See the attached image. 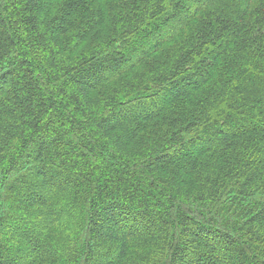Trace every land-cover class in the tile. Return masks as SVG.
I'll return each mask as SVG.
<instances>
[{"label":"trees","instance_id":"trees-1","mask_svg":"<svg viewBox=\"0 0 264 264\" xmlns=\"http://www.w3.org/2000/svg\"><path fill=\"white\" fill-rule=\"evenodd\" d=\"M0 264H264V0H0Z\"/></svg>","mask_w":264,"mask_h":264}]
</instances>
